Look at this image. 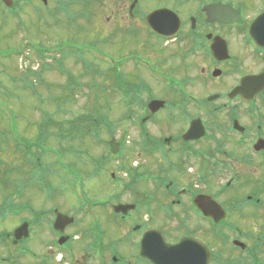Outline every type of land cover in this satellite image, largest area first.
Returning a JSON list of instances; mask_svg holds the SVG:
<instances>
[{
    "label": "flooded vegetation",
    "instance_id": "af4514ba",
    "mask_svg": "<svg viewBox=\"0 0 264 264\" xmlns=\"http://www.w3.org/2000/svg\"><path fill=\"white\" fill-rule=\"evenodd\" d=\"M147 2L120 0L121 21L132 34L170 47L172 67L162 70L165 58L118 57L119 101L140 106L144 116L125 115L118 150L109 146L113 136L86 177L66 179L87 223L78 227L75 215L55 207L39 209L34 226L22 218L1 236L9 241L0 242V264H264V0H155L144 11ZM159 10L168 13L156 23L169 26L160 35L146 21ZM192 59L193 69L185 63ZM129 64L145 73L157 96L146 83L127 81L121 71ZM165 122L183 127L173 133ZM131 144L135 151L125 157ZM98 190L103 197L96 198ZM25 198L11 205L18 216L34 217L35 203ZM57 215L74 221L55 229ZM22 224L28 236L16 239Z\"/></svg>",
    "mask_w": 264,
    "mask_h": 264
},
{
    "label": "rangeland",
    "instance_id": "374dc122",
    "mask_svg": "<svg viewBox=\"0 0 264 264\" xmlns=\"http://www.w3.org/2000/svg\"><path fill=\"white\" fill-rule=\"evenodd\" d=\"M45 1L43 5L42 0H11L14 13L0 2V211L5 213L6 204L12 199H15L14 206H18L16 204L22 203L25 195V199L33 205L35 203L37 212L31 218L26 214L6 215L4 219L0 216V242L3 243L9 239L1 236L8 232L6 235L10 236L12 227L19 225L22 218V221H29V225L36 222L37 214L42 213L39 209L55 207L60 210L58 213L75 215L78 227L87 223L84 215L79 213L82 211L72 195L70 180H66V173L54 164L56 157L51 154L57 156V152L41 153L37 148L42 151L40 146H47L60 151L62 162L79 169L86 177L91 163L100 162L107 156L109 149L105 144L109 138L114 136L117 141L122 127L126 129L124 116L136 112L139 117L144 116L140 106L130 107L129 104L124 107L120 103L112 75L95 59L104 61V52L114 59L137 53L154 59L156 63L159 58L167 59L160 66L162 70L172 67L167 64L170 62V47L150 42L143 34H132L127 24L121 21L120 0ZM152 4L157 3L148 0L147 4L142 3L141 9L148 10ZM186 11L181 9L184 16ZM54 46L58 50L53 49ZM33 47L43 49L42 57ZM195 61L185 63L193 69ZM121 72L133 85L144 82L151 88V93L159 94L156 86L135 65L129 64ZM174 74L178 78L186 75L184 71L180 75ZM195 86L192 85L191 91ZM176 93L166 91L165 95L172 99L179 96ZM164 117L169 119L167 115ZM165 124L173 133V129L183 127L181 123L176 128ZM28 146L32 150L26 153ZM132 147V144L127 147L125 157L130 149H134ZM111 170H106L101 178L108 177ZM42 182L54 184L56 192L45 194L40 188ZM21 189L25 190L24 195ZM38 189L40 192L34 199L32 194ZM18 191L22 198L17 197ZM88 191L95 198L90 191L96 190L89 187ZM96 196L103 197V192L98 190ZM50 213H46L47 222L52 219ZM103 224L114 228L111 222ZM41 230L47 233L46 227ZM223 258L233 260L236 257L223 254Z\"/></svg>",
    "mask_w": 264,
    "mask_h": 264
},
{
    "label": "water",
    "instance_id": "95a60500",
    "mask_svg": "<svg viewBox=\"0 0 264 264\" xmlns=\"http://www.w3.org/2000/svg\"><path fill=\"white\" fill-rule=\"evenodd\" d=\"M1 1L3 2V4L6 7H11V1L10 0H1ZM43 1H45V0H43ZM163 13H168V12L167 11H164V10L155 11V12H152L150 15H148L147 18H146V21H147L148 26L151 29H153L156 33H159V34L164 33L165 32V29L169 27L168 25H164L160 21H158L156 23V20L158 18L162 17V14ZM173 28L171 30H174ZM170 33H172V32H170ZM153 105H156V108H158L161 105V103H153L150 106H153ZM154 108H155V106H154ZM63 220H65V219L64 218H61V217H58L57 222H56L57 226H60L62 223H64ZM21 235H23V230L22 229H19L16 232V236L17 237H20Z\"/></svg>",
    "mask_w": 264,
    "mask_h": 264
},
{
    "label": "trees",
    "instance_id": "16d2710c",
    "mask_svg": "<svg viewBox=\"0 0 264 264\" xmlns=\"http://www.w3.org/2000/svg\"><path fill=\"white\" fill-rule=\"evenodd\" d=\"M2 5V4H1ZM3 6V5H2ZM10 10V12H13L14 11V7H12L11 9H9ZM34 48V47H33ZM34 50H37L36 52L38 53V55L39 56H41L42 55V49H40V48H36V49H34ZM42 57V56H41ZM100 125H102V123H99ZM96 128H98L97 127V124H95V126H94V130H96ZM9 132V131H8ZM95 132V131H94ZM10 134H12V131H10L9 132ZM11 136V135H10ZM18 145V144H17Z\"/></svg>",
    "mask_w": 264,
    "mask_h": 264
}]
</instances>
